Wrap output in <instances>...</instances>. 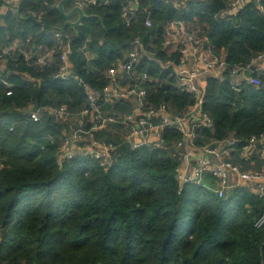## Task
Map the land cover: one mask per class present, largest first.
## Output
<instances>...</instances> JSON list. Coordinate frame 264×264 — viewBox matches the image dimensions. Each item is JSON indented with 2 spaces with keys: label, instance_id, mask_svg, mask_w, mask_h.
<instances>
[{
  "label": "trees",
  "instance_id": "1",
  "mask_svg": "<svg viewBox=\"0 0 264 264\" xmlns=\"http://www.w3.org/2000/svg\"><path fill=\"white\" fill-rule=\"evenodd\" d=\"M107 1L85 7L91 17L76 29L65 25L60 0H21L16 13L0 15V56L16 41L21 46L4 55L7 69L0 73V264H264V225L256 227L263 201L246 187L223 198L195 183L179 193L176 129L164 131L167 148L134 150L124 141V127L110 123L92 135L118 146L111 167L84 157L62 166L57 162L64 133L89 104L75 77L90 85L107 116L119 119L132 111V101L105 104L101 94L108 71L125 60L133 36L142 37L153 58L145 56L137 67L151 79L145 85L149 103L167 104L177 114L195 103L178 89L172 69L160 63L179 58L162 46L172 21H184L205 36L228 63L224 80L206 78L203 108L215 126L201 128L200 134L245 140L264 132V71L259 87L245 83L240 92L230 88L228 76L232 67L264 52V2L263 9L252 0L227 14L229 0H191L185 8L140 0L146 13L126 27L121 1ZM147 13L154 21L151 28L144 24ZM56 31L70 36L65 39L73 50L70 79L55 78L61 67ZM23 52L32 53V59L26 61ZM48 52L47 64H36L37 56ZM3 78L13 85L11 96ZM63 105L72 122H56L46 111L39 122L28 116L29 110ZM90 120L85 117V129Z\"/></svg>",
  "mask_w": 264,
  "mask_h": 264
},
{
  "label": "built area",
  "instance_id": "2",
  "mask_svg": "<svg viewBox=\"0 0 264 264\" xmlns=\"http://www.w3.org/2000/svg\"><path fill=\"white\" fill-rule=\"evenodd\" d=\"M21 0H4L0 6V15L12 10L16 13ZM110 1V0H108ZM107 1V2H108ZM121 18L126 27H131L140 15L146 10L140 8V0H120ZM176 8H185L191 0H164ZM252 0H229L227 14H236ZM263 9L264 0H254ZM76 4L85 8L91 5H101L99 0H77ZM41 18V14L32 12ZM144 24L151 28L154 25L153 18L147 13ZM55 38L61 42V67L55 78L70 79L72 76V63L70 54L73 52L69 35L61 31L55 32ZM66 39V40H65ZM65 40V41H64ZM30 41V38L27 39ZM129 44V51L124 61L108 71V84L102 91L105 104H114L120 101H132L133 109L129 114L119 119L107 116L103 106L97 102V94L90 85L79 77L89 104L76 118L74 127L64 133V138L58 148L57 162L64 165L65 162L76 157L95 159L102 168L111 167L116 161L118 146L113 142H105L93 138L92 132L104 129L110 123H119L126 130L123 138L134 150L143 147L163 149L167 148L164 131L169 128L176 129L179 138L174 143L175 156L178 158V166L175 177L180 185L179 193L187 184H198L213 190L220 198L225 197L232 190L239 187L248 188L264 204V132L254 134L245 140L236 137L225 139L205 138L200 134L201 128L214 129V120L204 108V96L207 87L208 76H214L224 80L228 63L224 55L213 52L211 44L205 36L199 35L189 28L184 21H172L165 27L163 49L173 53L178 52L177 61L168 59L160 61L163 69H172L176 77V85L182 92L190 93L195 103L186 111L174 113L169 105H152L148 101V90L145 87L150 77L147 73H137V67L145 56H148L144 41L141 36H133ZM86 47V44L84 45ZM15 49L21 50L18 41L8 48H3L0 56V73L6 72L4 55ZM40 49L42 47L40 46ZM24 59L29 61L33 54L23 52ZM51 53L39 55L36 64L45 66ZM150 59V56H148ZM90 59V57H89ZM246 71L250 76H246ZM264 71V52L254 55L244 65H236L231 68L229 76L230 88L240 92L245 83L259 87L262 82L260 75ZM124 76L128 80L124 83ZM6 87V94H13L12 83L2 79ZM42 111L55 116L56 122L71 121V114L67 106L59 108H44L29 110L28 116L35 122L41 121ZM90 116V127L85 129V117ZM52 139V137H49ZM3 160L0 156V168ZM264 225V211L256 222V227Z\"/></svg>",
  "mask_w": 264,
  "mask_h": 264
},
{
  "label": "water",
  "instance_id": "3",
  "mask_svg": "<svg viewBox=\"0 0 264 264\" xmlns=\"http://www.w3.org/2000/svg\"><path fill=\"white\" fill-rule=\"evenodd\" d=\"M76 1L77 0H60L57 5L58 10L66 20L65 25H69L73 29H76L78 26H80L83 23L84 19L91 17L85 12L84 8L77 4L71 10H66L67 4L76 3ZM76 15L78 16L77 20H73ZM245 73L247 77L250 76V73L248 71H246Z\"/></svg>",
  "mask_w": 264,
  "mask_h": 264
},
{
  "label": "crops",
  "instance_id": "4",
  "mask_svg": "<svg viewBox=\"0 0 264 264\" xmlns=\"http://www.w3.org/2000/svg\"><path fill=\"white\" fill-rule=\"evenodd\" d=\"M75 5H76V3L70 5L69 7H66V10H67V11L71 10ZM77 18H78V16L76 15V16L73 18V20H77Z\"/></svg>",
  "mask_w": 264,
  "mask_h": 264
},
{
  "label": "rangeland",
  "instance_id": "5",
  "mask_svg": "<svg viewBox=\"0 0 264 264\" xmlns=\"http://www.w3.org/2000/svg\"><path fill=\"white\" fill-rule=\"evenodd\" d=\"M72 122V121H71ZM2 158V157H1ZM3 160V159H2Z\"/></svg>",
  "mask_w": 264,
  "mask_h": 264
}]
</instances>
